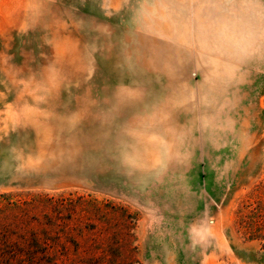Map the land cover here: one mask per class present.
<instances>
[{"label":"rangeland","instance_id":"obj_1","mask_svg":"<svg viewBox=\"0 0 264 264\" xmlns=\"http://www.w3.org/2000/svg\"><path fill=\"white\" fill-rule=\"evenodd\" d=\"M0 264H264V0H0Z\"/></svg>","mask_w":264,"mask_h":264}]
</instances>
